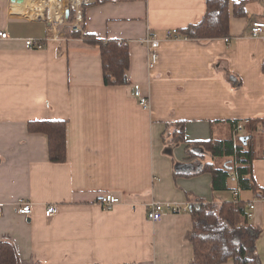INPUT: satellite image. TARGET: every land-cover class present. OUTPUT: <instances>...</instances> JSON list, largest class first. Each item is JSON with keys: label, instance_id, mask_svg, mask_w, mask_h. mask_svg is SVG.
Listing matches in <instances>:
<instances>
[{"label": "crops", "instance_id": "obj_1", "mask_svg": "<svg viewBox=\"0 0 264 264\" xmlns=\"http://www.w3.org/2000/svg\"><path fill=\"white\" fill-rule=\"evenodd\" d=\"M16 1L0 0V31L8 35L0 40V242L13 246L19 264H187L189 213L164 211L151 222L149 204L188 209L195 198L231 196L212 192L209 173L175 176L176 165L198 159L163 136L184 122L188 144L228 139L229 122L264 118V35L249 34L252 21H264V0H230L246 1L249 19L231 17L229 37L208 41L167 37L199 23L205 0H88L84 31L128 43V84L117 87L104 86L99 48L70 37L69 24L58 40L48 38L46 0ZM149 34L159 42L152 68L141 44ZM27 39L44 47L27 49ZM135 84L146 110L133 97ZM32 121L67 123L64 163L49 162L47 137L27 130ZM255 143L253 175L264 190V140L256 135ZM101 193L120 203L102 209ZM245 194L240 199L256 200L251 224L263 228L264 200ZM20 203L31 204L29 216L17 212Z\"/></svg>", "mask_w": 264, "mask_h": 264}, {"label": "trees", "instance_id": "obj_2", "mask_svg": "<svg viewBox=\"0 0 264 264\" xmlns=\"http://www.w3.org/2000/svg\"><path fill=\"white\" fill-rule=\"evenodd\" d=\"M107 0H93L91 4L104 3ZM246 1L234 3L230 0H205V13L197 24L179 29L178 38L197 41L225 39L229 37L230 18L249 19ZM84 7L82 15L84 20ZM74 20L70 12L67 22ZM70 31V37L82 39L85 43L97 46L100 51L102 79L106 87L128 84L129 47L125 41L102 40L93 34ZM264 74V61L262 63ZM229 79L238 87L239 82L233 75ZM242 130H238V125ZM172 134L163 136L165 143H183L186 145L188 159H204L208 154L211 162L195 165H176L175 176H198L209 173L212 177L213 193H231V199L220 203L207 202L195 198L189 204L187 212L191 217L192 229L185 239L191 244L193 257L187 264H223L231 260L233 264H262L257 252V240L264 227H255L248 220L247 204L250 201L240 199L241 193H251L256 199L264 198V190L257 184L253 175V161L257 158L256 135L264 131L263 119H250L246 122H229L231 136L228 139H213L189 143L184 136V122L173 126ZM30 133H41L47 137L49 162L54 164L66 161L67 123L65 121H32L27 124ZM247 141L243 143L239 133ZM264 158V155H262ZM220 162V163H219ZM231 178L235 181L231 182ZM238 192V197H234ZM252 201V200H251ZM0 264H19V259L8 242H0Z\"/></svg>", "mask_w": 264, "mask_h": 264}, {"label": "built area", "instance_id": "obj_3", "mask_svg": "<svg viewBox=\"0 0 264 264\" xmlns=\"http://www.w3.org/2000/svg\"><path fill=\"white\" fill-rule=\"evenodd\" d=\"M45 7L42 9L43 20L49 25V34L48 38L53 40H58L61 36L60 27L69 24L70 30L72 32L82 33V24H83V15L82 9L88 3V0H46ZM54 4V10L51 11L50 5ZM65 10H69L74 14V20L72 23H68L65 18ZM51 33V34H50ZM249 34L251 37H260L264 35V21H252L249 25ZM168 38H178V32L173 30L167 33ZM8 38V35L5 31H0V40H5ZM141 44L147 49V59L148 66L152 68L156 65L158 61V40L154 34L147 35L142 41ZM25 47L27 49H42L44 47V42L39 40L27 39L25 41ZM133 97L137 101L138 105L144 110L149 108V100L144 97L141 93L139 85H133ZM238 130H242V125H238ZM235 179L231 178V182H234ZM234 197H238V192H234ZM264 200V198L262 199ZM96 203L104 210L110 211L120 203L119 197L111 193H101L96 197ZM255 204L256 200H252L247 204L248 215L247 218L249 221L253 220L255 215ZM166 211L170 214H179L182 211L187 212V208L181 209L178 206H173L171 204H161L158 202H152L148 206L147 218L151 222L158 221L162 213ZM17 212L23 216H29L32 212L30 203H20L18 205ZM56 214V207L54 205H49L45 210L46 217H52Z\"/></svg>", "mask_w": 264, "mask_h": 264}, {"label": "rangeland", "instance_id": "obj_4", "mask_svg": "<svg viewBox=\"0 0 264 264\" xmlns=\"http://www.w3.org/2000/svg\"><path fill=\"white\" fill-rule=\"evenodd\" d=\"M31 3H37V2H32L31 1ZM39 3V2H38ZM264 133H261V132H258V134H257V138L258 139H263L264 140V135H263ZM245 135V133H243V132H241V133H239V137H243ZM259 150H260V152H262V149L261 148H259ZM259 156H261V154L259 155ZM198 162L199 163H201V164H204L205 162H211V161H208V160H205V159H201V160H198ZM220 163V162H219ZM193 165H195V163H193ZM226 194V196L229 198L230 196H231V193L230 192H227V193H225ZM245 195H247V196H250L251 197V193L249 194V193H246ZM259 246H258V248H257V252H258V255H262V259H263V264H264V235L263 236H261L260 238H259Z\"/></svg>", "mask_w": 264, "mask_h": 264}, {"label": "water", "instance_id": "obj_5", "mask_svg": "<svg viewBox=\"0 0 264 264\" xmlns=\"http://www.w3.org/2000/svg\"><path fill=\"white\" fill-rule=\"evenodd\" d=\"M60 1H64V0H60ZM13 2V1H12ZM25 2V0H17L16 3L17 4H23ZM69 16V10H65V18L67 19ZM243 143H245L247 141L246 137H242L240 139Z\"/></svg>", "mask_w": 264, "mask_h": 264}, {"label": "bare ground", "instance_id": "obj_6", "mask_svg": "<svg viewBox=\"0 0 264 264\" xmlns=\"http://www.w3.org/2000/svg\"><path fill=\"white\" fill-rule=\"evenodd\" d=\"M31 1H32V0H25L24 3H26V5L28 6L29 4H30V5L32 4ZM51 1H53V0H51ZM50 8H51V11H53V10L55 9L53 3L50 5Z\"/></svg>", "mask_w": 264, "mask_h": 264}]
</instances>
